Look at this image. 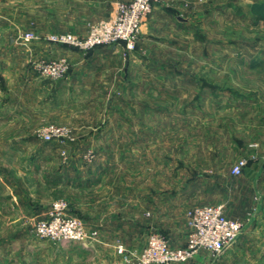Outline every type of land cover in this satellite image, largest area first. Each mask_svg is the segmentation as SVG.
<instances>
[{
    "label": "rangeland",
    "instance_id": "obj_1",
    "mask_svg": "<svg viewBox=\"0 0 264 264\" xmlns=\"http://www.w3.org/2000/svg\"><path fill=\"white\" fill-rule=\"evenodd\" d=\"M90 1L88 7L68 0L0 5V31L10 33L0 37L6 48L0 66L10 73L0 68V264H66L69 248L34 229L58 202L88 235L67 243L89 246L100 238L90 224H125L133 216L146 243L158 233L171 247H184L190 208L223 204L227 212L240 211L226 188L232 168L264 144V0H161L155 6L160 16L151 15L135 48L117 54L93 56L97 48L84 52L48 40L56 34L85 38L130 0ZM15 40L26 44V54ZM60 57L70 64L62 79L42 78L34 68ZM34 77L66 82L56 87L52 113L34 112V89L24 85ZM47 126L64 128L73 140L42 141L39 132ZM239 147L248 150L239 155ZM59 172L60 184L52 187ZM90 172L102 184L88 195L74 187ZM194 179L212 188L186 204L180 194ZM119 244L115 240L116 254Z\"/></svg>",
    "mask_w": 264,
    "mask_h": 264
},
{
    "label": "built area",
    "instance_id": "obj_2",
    "mask_svg": "<svg viewBox=\"0 0 264 264\" xmlns=\"http://www.w3.org/2000/svg\"><path fill=\"white\" fill-rule=\"evenodd\" d=\"M161 0H130L119 3L110 20L94 25L85 38L71 34H56L48 37L50 42L69 46L84 52L117 45H124L126 50H133L139 36L145 31L155 6ZM27 40H34V35H26ZM37 39V38H36ZM35 70L42 78L59 80L70 69L67 58L41 60L34 63ZM39 138L47 143L70 141L64 128L47 126L40 130ZM92 157V156H90ZM248 165V159H240L232 168V176L238 177ZM67 207L58 202L51 208L48 218L35 223V234L39 238L59 242H85L88 235L77 219L68 218ZM223 204L197 206L186 212L187 242L184 247L173 248L168 239L154 233L141 251L128 250L124 245L117 246V254L126 264H185L201 252L213 258L220 257L231 248L244 231V222L226 215Z\"/></svg>",
    "mask_w": 264,
    "mask_h": 264
},
{
    "label": "crops",
    "instance_id": "obj_3",
    "mask_svg": "<svg viewBox=\"0 0 264 264\" xmlns=\"http://www.w3.org/2000/svg\"><path fill=\"white\" fill-rule=\"evenodd\" d=\"M5 2L6 0L0 1V5L5 4ZM68 4H70L71 6L80 5L88 7L90 6L91 1L68 0ZM159 12L160 11H158V8L156 7L153 12V17L160 16ZM114 13L112 14V17ZM82 17H85V8L83 9ZM4 32L7 31H0V37L4 36V34H10L8 32ZM13 37L17 38L18 35H14ZM14 42L15 44H17L18 52L26 54V44L23 43V41H21L22 44H20L19 40H15ZM39 44L40 43H30V45L32 47L35 46V48L40 46ZM54 48L57 47L54 46ZM123 49H125L123 45L115 46V48L101 47L92 51V54L93 56H98L102 53L111 55L120 53ZM0 50L4 51L6 50V48L4 46H0ZM2 53L4 54L5 52ZM75 53H70L71 58H80L81 55H83L82 53H79L78 55ZM83 64L84 63H81V66H83ZM76 65L77 63L73 66ZM84 66L86 65L84 64ZM0 68L2 69V75L6 76L10 74L9 70H6V68L2 66H0ZM72 68L75 71V68ZM30 80H28L29 82H25L24 85L28 86V88L30 86L34 89V112L37 113L40 112V109H44L48 110V113H52V110H54V102L56 101L55 97L58 94L56 91V87L66 86V82H59L62 84L57 85L58 83L54 82L51 83L49 81H37L38 79L36 77L30 78ZM8 91H10L9 87ZM21 103L23 108L24 104H26V101H21ZM20 117L22 120L26 121L27 117H29V114L27 115L26 113L25 116L22 115ZM255 148L256 151L254 152V154L246 158L248 159V165L243 169L242 174L238 177L233 176L232 180L226 185L227 191L230 194L229 196L231 198V202H233V204L238 206L240 209V211L236 214L234 211L227 212V210L225 209L226 215L231 219H237L244 222L245 226L242 235L239 237L236 243L231 248L227 249L220 257L213 258L206 252H201L193 260L185 264H237L241 260L264 262V144L261 143L259 145H256ZM237 150L239 152V155H244L245 150L248 149H246L245 147H239ZM59 174L60 172L55 173L54 177H51V181L53 180V178L55 180L51 184L52 187L54 186V184H60L59 182H57V180L60 178ZM62 175L63 174H61V176ZM77 180V186H75L74 188L80 190L79 192L88 191V193H85L88 195H91L94 187H98L102 184L101 180L98 179V177L95 176L92 172L86 175L84 174ZM203 181L194 179L193 181L188 182V184L185 186L183 193L180 194V196H182V199L185 200L186 204H191L193 201L197 202L195 197L201 195L204 192H208L212 188V186L208 185L206 181ZM66 185L68 186L70 184L67 182ZM89 205L93 206L95 204L90 203ZM149 207L150 206H147V209H150ZM147 214L149 217H151L153 214H155V212L147 210ZM153 221L154 218H152V223H154ZM120 225H123V227ZM138 226L139 221H137V218L133 216L127 219L125 224L119 223V225H117L115 222L104 224L100 221L94 222L93 225L90 224V229L99 230V240L89 246H84L80 243L71 244L67 242H61V245L63 247L69 248V253L64 255L66 264H126L123 262L122 257L116 254L113 245L115 243V240L119 239L128 250H140L141 248H143L146 243V239L145 237L142 238L143 236L141 237L137 235ZM107 229L112 230V232H114V236L109 235L107 232L105 233L104 230ZM206 257H209L210 261L208 263H202V261L206 259Z\"/></svg>",
    "mask_w": 264,
    "mask_h": 264
},
{
    "label": "water",
    "instance_id": "obj_4",
    "mask_svg": "<svg viewBox=\"0 0 264 264\" xmlns=\"http://www.w3.org/2000/svg\"><path fill=\"white\" fill-rule=\"evenodd\" d=\"M177 21H179V22H181V23L186 22L185 19H183L182 17H177Z\"/></svg>",
    "mask_w": 264,
    "mask_h": 264
}]
</instances>
